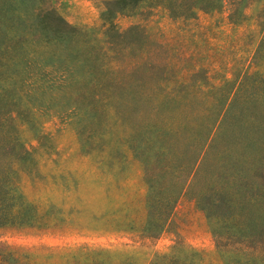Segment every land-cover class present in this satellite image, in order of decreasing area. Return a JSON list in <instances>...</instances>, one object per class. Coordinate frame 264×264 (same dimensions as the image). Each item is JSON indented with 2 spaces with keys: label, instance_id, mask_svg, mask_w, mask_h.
Listing matches in <instances>:
<instances>
[{
  "label": "rangeland",
  "instance_id": "1",
  "mask_svg": "<svg viewBox=\"0 0 264 264\" xmlns=\"http://www.w3.org/2000/svg\"><path fill=\"white\" fill-rule=\"evenodd\" d=\"M39 2L25 0L17 7ZM48 5L71 28L53 44L72 64L40 55L33 63L10 64L2 76V106L20 109L14 114L15 136L27 155L7 152L24 209L19 224L0 229V264H179L184 259L226 264L197 201H217L226 187L231 209L242 201L247 228L264 233V153L243 137L249 128L264 138L259 124L250 125L264 119V104L234 101L226 118L236 114L238 126L209 136L215 129L212 119L206 124L201 116V111L210 114L201 101L187 108L153 102L166 90L264 93V0H47ZM131 27L137 28L131 35L139 47L125 35ZM112 40L119 45L111 46ZM71 45L82 50L72 55L66 52ZM75 59L92 68L153 66L166 90L148 91V101L125 93L128 99H110L116 102L111 107L98 104L91 110L80 86L64 88L59 81L64 74L88 77ZM126 75L121 70L114 77ZM223 103H214L213 118ZM163 171L173 177L179 171L202 173L157 235L159 219L149 215L156 203L151 209L147 196L149 185L152 196L159 195ZM226 233L235 230L228 227Z\"/></svg>",
  "mask_w": 264,
  "mask_h": 264
},
{
  "label": "trees",
  "instance_id": "2",
  "mask_svg": "<svg viewBox=\"0 0 264 264\" xmlns=\"http://www.w3.org/2000/svg\"><path fill=\"white\" fill-rule=\"evenodd\" d=\"M24 1L0 0V82L2 81L4 71H6L10 64H16L20 61L33 63L40 55L63 59L64 61L62 63L72 64L70 59L60 54L61 52L65 53V51L60 46L55 47L53 44L54 41L67 34H71L70 26L65 23L52 7L47 6V0H40L33 7L19 9L17 5L24 4ZM136 30V27H131L126 31L125 35H130L131 38H134L133 42H135V46L139 47L137 45L138 40L136 39V35H131L132 31L135 33ZM112 41L111 46L116 47L119 45L118 42ZM66 50V52L73 55L74 52H80L82 50V45H71ZM84 60L75 59L74 61L76 65L82 66L84 74L88 75V77L69 76L66 78V74L62 75L63 71H61L60 75H62V78L59 81L61 87L64 88L72 85L80 86V93H83V95L87 93V97L90 99L88 107L91 110H96L95 107L98 104L101 105L100 107L110 104L111 107V103L116 102L111 101L110 103V99L121 96L124 99H128V95H132L133 92L139 99L148 101L145 99L148 91H155L157 93L160 89L166 90L164 87L165 81L155 77L153 66H147L141 63L139 65L130 64L128 69L126 65L124 68L120 67L121 69L116 68V66H110L105 69L103 65L98 64L92 68ZM121 70L127 75L122 80L116 79L114 75ZM141 71L148 72L151 76L145 80L143 76L139 75ZM99 73H108V76L103 75L99 77ZM152 81L154 83L149 85ZM86 88L90 92L85 91ZM149 88L151 89L149 90ZM157 94H159V97L157 101L153 102L154 106L161 105L164 101L165 103L170 102L171 104L178 102L182 105V108H187L197 101H201L206 106H209L207 111L210 114L208 116L205 111L200 112L201 116L206 120V124L210 123L212 119L211 124L215 130L212 131L213 133L210 131L209 136L212 134V136H216L224 130L232 131L235 129V126H238L235 125L237 121L235 120L236 114H233V118H231L233 121L227 120L226 118L229 114L228 109H230L234 101L238 100L241 106L251 102L260 107L264 104V93H246L240 96L235 94H213L212 96L210 94H203L200 91L173 93L171 90H166ZM5 99V95L0 93V229L7 225L19 224L21 222V211L24 209V204L17 194L14 183L15 178L9 172L6 157L12 156V153L15 151L19 152L20 155H27V152L22 146L18 149L19 142L15 136L14 114H20V109L3 107L2 103L5 102ZM122 102L125 101H117V103ZM130 102L132 103V101ZM136 102H138V99H136ZM214 103L223 104L213 118L214 109L212 110V106L214 107ZM251 124H259L264 129V119L259 123L254 120L253 122L250 121ZM243 137L253 141L259 146L261 152L264 153V138L259 139L256 133L249 131V128L245 129ZM9 151L12 153H7ZM203 152L204 150L201 154ZM193 168H195V165ZM185 172L187 171H179L173 177L171 171H163L161 178L163 188L157 197L152 196V190L149 185V194L147 196L148 205L152 209L154 203H156L155 206L157 208L156 211L153 210V214L150 213L149 215H151V218L156 217L159 219L156 229L158 230L157 235L163 232L179 197L183 194L187 186L202 173V171H188L186 174ZM150 176L154 178V176ZM179 186L180 189L178 190ZM227 195L226 187H223L217 201H213L211 197L206 199L201 197L199 198V202L197 201V203H201L200 206L205 211L211 223V232L215 238L217 248L226 256V264H264L263 231L257 233L249 230L246 226L245 218H243V202L239 200L238 202L239 204L242 203V206L234 208V205L231 209L232 205L227 199ZM228 227H232L235 230V235H227L226 231ZM188 250L192 251L190 248ZM191 261L184 259L179 264H191ZM194 264H199V262L197 261Z\"/></svg>",
  "mask_w": 264,
  "mask_h": 264
}]
</instances>
